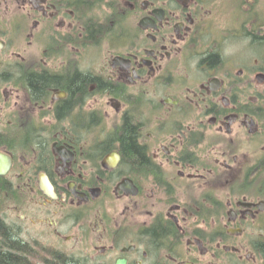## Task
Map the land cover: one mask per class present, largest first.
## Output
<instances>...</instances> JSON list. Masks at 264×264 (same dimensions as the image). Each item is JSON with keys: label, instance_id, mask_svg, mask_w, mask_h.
I'll use <instances>...</instances> for the list:
<instances>
[{"label": "flooded vegetation", "instance_id": "af4514ba", "mask_svg": "<svg viewBox=\"0 0 264 264\" xmlns=\"http://www.w3.org/2000/svg\"><path fill=\"white\" fill-rule=\"evenodd\" d=\"M119 1L0 0V264H264V0Z\"/></svg>", "mask_w": 264, "mask_h": 264}, {"label": "rangeland", "instance_id": "374dc122", "mask_svg": "<svg viewBox=\"0 0 264 264\" xmlns=\"http://www.w3.org/2000/svg\"><path fill=\"white\" fill-rule=\"evenodd\" d=\"M9 10H10V12H11V11H12V8L9 7ZM10 15H11V14L8 13V14H3V15H1L2 17H1V16H0V17H1V19H3V18H4V19H7L8 17H10Z\"/></svg>", "mask_w": 264, "mask_h": 264}, {"label": "trees", "instance_id": "16d2710c", "mask_svg": "<svg viewBox=\"0 0 264 264\" xmlns=\"http://www.w3.org/2000/svg\"><path fill=\"white\" fill-rule=\"evenodd\" d=\"M121 1H119V0H114V5H115V7H120L121 6ZM129 142V141H128Z\"/></svg>", "mask_w": 264, "mask_h": 264}, {"label": "water", "instance_id": "95a60500", "mask_svg": "<svg viewBox=\"0 0 264 264\" xmlns=\"http://www.w3.org/2000/svg\"><path fill=\"white\" fill-rule=\"evenodd\" d=\"M7 163V162H6ZM48 193V192H47Z\"/></svg>", "mask_w": 264, "mask_h": 264}]
</instances>
